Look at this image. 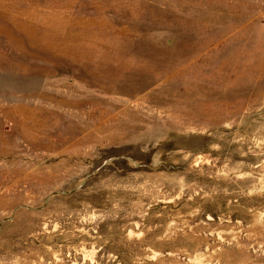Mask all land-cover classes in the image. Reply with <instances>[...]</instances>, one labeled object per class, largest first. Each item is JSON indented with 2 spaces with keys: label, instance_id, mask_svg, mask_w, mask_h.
<instances>
[{
  "label": "rangeland",
  "instance_id": "374dc122",
  "mask_svg": "<svg viewBox=\"0 0 264 264\" xmlns=\"http://www.w3.org/2000/svg\"><path fill=\"white\" fill-rule=\"evenodd\" d=\"M0 264H264V0H0Z\"/></svg>",
  "mask_w": 264,
  "mask_h": 264
}]
</instances>
